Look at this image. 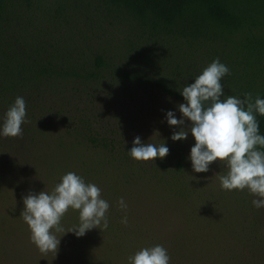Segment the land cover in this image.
<instances>
[{
  "label": "rangeland",
  "instance_id": "rangeland-1",
  "mask_svg": "<svg viewBox=\"0 0 264 264\" xmlns=\"http://www.w3.org/2000/svg\"><path fill=\"white\" fill-rule=\"evenodd\" d=\"M122 89L105 85L87 94L72 85H46L26 102L23 138L0 136V264H127L136 248L158 244L168 250L170 264H264V208L253 207L247 189L222 190L225 165L213 162L206 173L192 171L190 133L184 141L170 138L178 129L168 126L166 113L181 118L178 105L185 102L165 95L138 98ZM12 105L0 100V128ZM88 129L115 138L117 150L129 151L139 136L142 143L165 142L169 154L153 164L131 157L128 163L110 162L84 142ZM175 157L182 158L180 168ZM68 172L101 189L114 229H92L83 237L66 233L80 223L79 212L70 209L61 221L65 233H56L57 255L43 256L20 216L23 198L50 193ZM121 197L127 225L121 223ZM117 223L141 233V244L118 233Z\"/></svg>",
  "mask_w": 264,
  "mask_h": 264
},
{
  "label": "trees",
  "instance_id": "trees-1",
  "mask_svg": "<svg viewBox=\"0 0 264 264\" xmlns=\"http://www.w3.org/2000/svg\"><path fill=\"white\" fill-rule=\"evenodd\" d=\"M217 58L229 69L222 99H264V0H0V100L10 104L46 85L117 84L138 98L185 102L182 87ZM256 119L264 135V116ZM88 130L85 143L128 163L115 138ZM117 226L141 244V233Z\"/></svg>",
  "mask_w": 264,
  "mask_h": 264
},
{
  "label": "clouds",
  "instance_id": "clouds-1",
  "mask_svg": "<svg viewBox=\"0 0 264 264\" xmlns=\"http://www.w3.org/2000/svg\"><path fill=\"white\" fill-rule=\"evenodd\" d=\"M228 74L226 65L218 58L213 60L193 83L182 87L180 94L185 103L178 105L181 118L177 119L173 111H168L165 118L169 127L178 129L170 137L173 142L186 140L189 133L193 137L195 143L189 159L194 173L208 172L213 162L225 165L227 174L219 176L222 190L247 189L255 197L253 207L261 209L264 208V135L259 134L256 115L264 116V99L257 96L253 100L251 93L243 99L232 95L222 99L225 95L221 81ZM26 115V101L18 96L5 113L0 136L22 139ZM185 121L189 122L187 127ZM154 134L159 136L158 132ZM128 153L134 161L153 164L156 159L166 158L169 148L165 142L142 143L137 136ZM23 205L20 216L30 231V242L43 256L57 255L61 237L56 233H65L61 221L70 209L79 212L80 223L66 233L83 237L92 229L106 230L109 226L110 205L102 198L101 189L94 183H86L75 172L63 175L50 193L29 192L23 198ZM118 205L125 212L121 223L127 225V204L122 197ZM170 259L168 250L158 244L129 256L128 264H170Z\"/></svg>",
  "mask_w": 264,
  "mask_h": 264
}]
</instances>
